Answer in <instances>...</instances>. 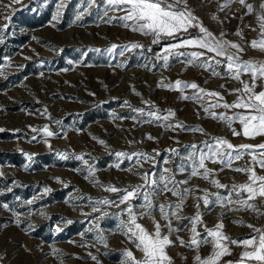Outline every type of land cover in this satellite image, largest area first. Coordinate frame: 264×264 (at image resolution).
Returning <instances> with one entry per match:
<instances>
[{
    "label": "rangeland",
    "instance_id": "374dc122",
    "mask_svg": "<svg viewBox=\"0 0 264 264\" xmlns=\"http://www.w3.org/2000/svg\"><path fill=\"white\" fill-rule=\"evenodd\" d=\"M262 2L247 0L254 9L247 15L239 0H187V9L197 18L194 23L202 24L219 39L240 44L242 61L261 62L264 51L249 47V42L259 39L257 17L264 12L259 7ZM180 7H184L183 2ZM123 15L109 9L106 0L91 4L89 0H0V264H124L123 254L128 250L140 259L142 253L121 228L122 221L128 219L126 205L119 203L123 193L105 188L143 185L144 173L159 174L165 168L175 181H188L177 185L181 190L191 189L178 210L181 216L193 217L198 211L203 225L212 229L222 223L223 233L232 239L253 235L248 225L264 229V200L250 201L258 209L255 211L237 210L238 204L227 202L205 206L197 199L207 192L215 201L211 194L227 196L232 185L246 182V174L233 169L250 164L251 156L245 154L231 168L206 161L207 168L213 170L208 179L191 176V163L186 159L194 151L192 145L203 148L214 137L237 146L264 143L262 136H234L225 121L204 110L209 101H235L233 90L241 87L240 81L227 73L226 61L216 63L223 58L203 49L178 50L205 51V57L194 63H188L185 55L169 57L165 65L157 57L165 54V45L176 41L163 38L154 44L151 35L124 27L118 18ZM238 31L241 36L236 35ZM183 35L200 33L192 28ZM132 43L143 47L124 48ZM112 45L118 47L110 53ZM204 59H209L211 68L200 66ZM176 80L194 82L206 91L219 92L224 99L217 101L204 94L200 102L183 99L197 90L181 92L162 86ZM241 80L251 83L249 75H242ZM260 85L264 80L257 81L256 91L261 90ZM133 109L145 113L158 110L161 116L171 110L175 115L166 121L148 122L147 115ZM210 111L232 115L242 110L218 107ZM45 127L54 135L48 137ZM232 127L241 131L238 121ZM33 128L39 131L33 132ZM117 152L147 153L152 159L129 160L117 157ZM257 172L264 175L259 167ZM213 179L228 187L217 188L210 183ZM232 198L239 199L234 193ZM104 199L119 207L97 203ZM152 199L156 207L150 210L141 207L142 198L129 202L137 222L149 231L153 230V217L165 224L158 205L179 203L171 193ZM148 211L151 215H140ZM172 224L182 229L170 237L174 244L167 252L172 264H195L197 250L179 242L192 236L189 220L173 218ZM203 225H197L201 234H205ZM162 231L167 233L166 228ZM228 247L231 255L224 256L220 264L239 261L245 250L233 244ZM210 252L211 245L198 250L202 257Z\"/></svg>",
    "mask_w": 264,
    "mask_h": 264
},
{
    "label": "snow or ice",
    "instance_id": "6c2138e0",
    "mask_svg": "<svg viewBox=\"0 0 264 264\" xmlns=\"http://www.w3.org/2000/svg\"><path fill=\"white\" fill-rule=\"evenodd\" d=\"M13 2L18 3L20 0H13ZM92 2L93 0H89L90 4ZM182 2L184 4L183 8L180 7ZM106 3L109 9L119 10L124 13L123 16L118 17L124 22V27L131 28V30L140 32L145 36L151 35L154 44L161 43L163 38H170L176 41L175 43L165 45L162 49V52L165 54L163 56L158 55L157 57L158 59H163L165 65H167L169 57L185 55L189 57L188 63H194L197 60H201L202 57H205V51L207 53H214L216 57L223 58V60H217L216 63L219 65L226 61L227 73L232 79L239 80L241 87L233 90V93L237 94V98L231 104L227 102L223 104L219 102L212 103L209 101L208 107L204 109L205 112H209L214 119L225 121L234 136L243 135L249 139H255L257 136L264 137V85H260L261 90L256 91L257 81L264 80V61H242L238 56L239 52L244 51L240 44L219 39L202 24L194 23V21H197V18L187 9V0H106ZM239 3L247 9L246 15L253 12V5L247 3V0H239ZM259 7L264 10V2H262ZM105 15H107V10L105 11ZM257 20L259 22V39L251 40L249 42V47L264 51V12L258 15ZM192 28H198L200 35H183L188 33ZM252 30L256 31V29ZM223 35L224 34L221 33V36ZM236 35L241 36L242 33L238 31ZM117 47V45H112L108 51L112 53ZM140 47L143 46L137 43L124 46L125 49ZM182 48H198L205 51H193L190 53L178 51ZM229 49H235L236 51L232 52L229 51ZM120 54L122 55L123 52ZM200 66L211 68L212 64L209 59H204ZM213 74L219 75V73L215 71H213ZM242 75H249L251 83L241 80ZM162 86L168 87L170 90H178L181 92L186 88L197 90L192 97L184 96L183 99H194L200 102L203 100L201 94L217 98V101L224 99L219 92L206 91L194 82L187 83L176 80L172 85ZM218 107H223L225 109H241L242 111L234 112L232 115L210 111V109ZM133 111L141 115H147L150 118L148 122H151L153 119L157 121H166L170 116L175 115L171 110L168 111V115L166 116L159 115L158 110L149 111L147 113H145L143 109H133ZM237 121L241 125V131H237L232 127L233 123ZM32 131L37 132L39 130L33 128ZM199 131L203 130L199 129ZM43 132L48 137L54 135L47 127L43 129ZM35 138L34 136L33 139ZM148 138L153 139L151 136ZM99 142L101 144L104 143V141ZM191 147L194 151L190 152L186 157L191 163L190 175H200L204 179H208L209 174L213 171L207 168L206 161L219 163L224 167L231 168L233 162L242 159L245 154L251 156L250 164L233 169L236 172L246 174V182L239 185H232L227 196H221L219 193L211 194L215 197V201L209 199V193L207 192H205L204 196L197 197V199L203 200L205 206H209L213 202H227L228 204H238L240 207L237 210L253 209L258 211L255 205L250 203V201H254L257 198L264 200V175L258 174L257 172V167L264 170V143L258 145L242 144L237 146L230 143L227 139L214 137L211 143L205 142L203 148L198 149L196 145H192ZM257 148L262 151L258 153L253 151V149ZM115 155L117 157H126L129 160L133 159V157H142L144 160L152 159L147 153L129 154L117 152ZM62 158L64 157L62 156ZM77 159H83V157H77ZM139 162L140 161L137 160V163ZM116 167H119V164H117ZM201 169H203L202 173L200 171ZM180 170H185L183 165H181ZM91 174L90 170L89 175ZM142 179L144 181L143 185H136L125 189L109 185L105 188V191L123 193L119 198V203L126 205L124 211L127 212L128 219L126 222L122 221L121 228L124 230L123 234L128 236L135 244L136 248L142 253V257L137 259L132 251H125L123 254L126 257L124 264H172V257L169 256L167 252V248L174 244V241L170 239V237L173 233L182 230L173 226V218L176 220L188 219L191 224L190 232L192 236L190 240L185 242L183 239H180L179 242L182 246L197 250L195 264H220L224 256L231 255L228 244L243 247L245 250L240 254L239 261H228L227 264H249V262L264 264V229H258L253 225H248V227L253 229V235L242 240L232 239L223 233L222 223H218L212 229L203 225L201 214L198 211L193 217H183L179 214L178 210L182 209V205L188 195H190L191 189L184 188L181 190L177 185L186 184L188 181H175L174 175L167 168L163 169L159 174L144 173ZM210 183L217 188L228 187L221 184L216 179L211 180ZM163 193H171L173 196L178 197L179 203L173 204L169 202L158 205L160 217L165 221V224L162 225L153 217V230L149 231L142 224L137 222V213L133 210L134 206L129 202L134 199L142 198L144 203L141 204V207L150 210L156 207L153 204L152 198ZM233 193L239 199L233 200ZM97 203L106 205L114 204V206L119 207V204H115V202L107 199L97 201ZM4 207L8 208V205L4 204ZM197 207H199V205H197ZM93 211H98V209L94 208ZM144 214L151 215V212L148 211L140 215L142 216ZM17 222L19 223L18 219ZM69 223H71V221H69ZM197 225L204 226L205 234H201L197 231ZM163 228L167 229V233L162 231ZM100 239L103 241V237ZM203 245H211V252L205 257L198 254V250ZM93 259H95V257H93Z\"/></svg>",
    "mask_w": 264,
    "mask_h": 264
}]
</instances>
